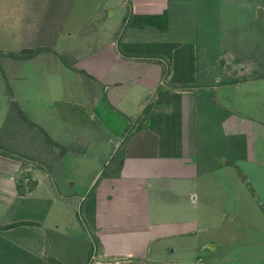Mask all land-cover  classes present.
Listing matches in <instances>:
<instances>
[{"label":"crops","instance_id":"0c3cea01","mask_svg":"<svg viewBox=\"0 0 264 264\" xmlns=\"http://www.w3.org/2000/svg\"><path fill=\"white\" fill-rule=\"evenodd\" d=\"M73 1L0 0L2 70L28 61L49 83L41 88L36 78L28 95L9 86L11 102L20 103L30 126L61 155L49 173L30 174L19 172L16 158L0 155V202L12 215L0 225V264H47L61 254L62 264H264V242H241L234 254L225 246L220 257L217 245H203L199 234L218 227L215 215L232 220L239 198L211 193L220 209L210 202L199 211L205 199L192 189L202 174L194 159L199 106L208 105L218 84H229L226 78L238 79L236 86L264 81V50L259 60L236 59L225 49L209 52L210 18L229 15L237 23L238 9L250 14L256 8L262 18L264 0H219L214 6L212 0H101L95 17L77 23L69 20ZM186 20L206 44L172 34L174 22ZM256 70L262 72H248ZM31 102L32 115L22 105ZM232 117L228 131L242 134L246 157L264 167V127L241 113ZM64 157L93 167L80 195L75 180L58 177ZM53 206L60 209L59 224L47 226ZM71 244L78 247L76 263Z\"/></svg>","mask_w":264,"mask_h":264},{"label":"rangeland","instance_id":"374dc122","mask_svg":"<svg viewBox=\"0 0 264 264\" xmlns=\"http://www.w3.org/2000/svg\"><path fill=\"white\" fill-rule=\"evenodd\" d=\"M74 1L71 2L72 8H70L69 20L77 23L89 21L90 19H85L95 17L98 7L96 8L94 4L101 0ZM212 1L214 6L215 2L219 0ZM110 3L106 2L105 7H109ZM214 8L216 10L218 7ZM232 9L236 8L232 7ZM227 11L232 14L231 11ZM242 11L240 9L237 10L235 16L239 20L237 23L231 20L229 15L226 16L227 19L224 21L217 13L210 18L212 22L210 26L213 28L210 32L212 36L210 35V38L207 39L210 53L225 49L223 51L230 50L236 59L240 57L242 59L258 58L259 60L258 54H262L264 50V16L260 18L259 8H256L250 14L248 11H245L246 13ZM247 19L251 20L252 23L250 25L245 23ZM188 20L182 23L174 22L175 28L172 27V34L183 35L185 33L186 35H191L190 37H193L192 40L199 47H201V44H206L205 39L198 37L201 33L194 36L193 30L196 29V24ZM245 26H249L250 29L245 30ZM7 56L16 57L15 55ZM1 66H3V63L0 62V84L2 85L4 80L6 86L0 85V155L4 154L16 158L22 168V171H19L20 173L29 172L30 174V172L34 173L35 170L39 173H49L52 164L61 156L60 150L51 145L37 128L30 126L28 119H25L17 108L20 103L15 102L16 105L11 102L9 89V86L16 91L21 89L24 95H28L30 94L31 85L36 82L34 81L36 78L42 81L39 87L46 89L49 87V83L46 82V74H41L42 79L37 77V67L33 63L31 66L28 61L22 62L20 67L12 68L11 71L8 69L2 70ZM248 72L258 75L262 71ZM236 74H239V72L236 71ZM5 75L6 79H4ZM49 75L50 79H54L52 74ZM34 76L36 77L34 78ZM239 80L241 81L242 77ZM236 81L238 79L229 80V78H226L224 82L229 84L223 87V83H220L216 89L210 91L208 98H211V101L208 102V105H202L201 103L197 117V140L200 151L194 159L198 165L199 172L202 174L192 189L196 192L198 198L206 200H202L204 203L199 204V211L202 208H207V203L210 202L215 204V210L220 209L218 199L216 200L215 197H212L211 193L215 195L217 193L220 196L233 193L235 194L234 197L239 198L238 205L231 214L232 220H223L221 214L215 215L214 221H219L218 227H211L208 232L199 234L204 242L203 245L207 243L217 245L215 254L219 257L226 252V247L233 249L234 254L241 242H264V217L262 207L259 204L261 200L264 208V199L254 196L253 193V190L264 193V167H259L246 157L245 147H247V144H245L244 136L228 131V128L233 125L232 116L235 112L251 119L248 120L249 122L261 123L264 127V81L261 84L257 81V83H247L240 86L234 84ZM48 93L50 97L49 90ZM46 104L50 105V103ZM22 105L29 107V111L35 106L32 102L31 104ZM232 109L234 110L233 113L230 112ZM30 114L32 115V110ZM254 138L256 145L264 144V141L260 142V136L254 135ZM111 152L114 153L112 150H107L106 154L109 153L110 155ZM79 162L72 161L69 157H64L59 164L58 170V177L75 180L74 186L78 195L85 192L88 185L86 182L87 174L93 168L92 166L88 168L87 165ZM247 174L250 178L249 181L241 183L240 175ZM67 183L69 184V182ZM28 185L30 187L33 186L32 177ZM23 193H25V189H23ZM58 209L55 206L51 207L47 213L45 225L52 224L55 226L59 224L61 213ZM207 209L203 211H207ZM80 210V206L73 210L75 220L79 219L81 212H78ZM21 213L28 212L22 211ZM11 217L12 215L6 211V208H3V203L0 202V225L6 220L10 221ZM75 220L73 225L76 223ZM87 228L88 230L91 229L89 225ZM76 234L77 232H74L71 239ZM91 237L93 238L92 234ZM71 239L70 241L72 242ZM74 246L71 244L70 250L73 256L71 259L76 263V258H78L79 254L78 247ZM209 249H211V246L206 248L205 254L209 253ZM59 257L58 260L60 262L48 259L46 263L62 264V262H65V256L61 254Z\"/></svg>","mask_w":264,"mask_h":264},{"label":"trees","instance_id":"16d2710c","mask_svg":"<svg viewBox=\"0 0 264 264\" xmlns=\"http://www.w3.org/2000/svg\"><path fill=\"white\" fill-rule=\"evenodd\" d=\"M50 143H52V142L50 141Z\"/></svg>","mask_w":264,"mask_h":264}]
</instances>
